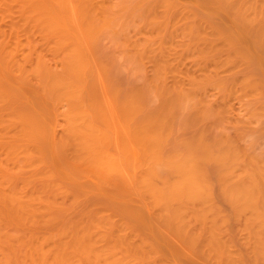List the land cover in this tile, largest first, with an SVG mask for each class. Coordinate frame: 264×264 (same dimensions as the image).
Wrapping results in <instances>:
<instances>
[{"label":"rangeland","instance_id":"obj_1","mask_svg":"<svg viewBox=\"0 0 264 264\" xmlns=\"http://www.w3.org/2000/svg\"><path fill=\"white\" fill-rule=\"evenodd\" d=\"M86 1L0 0V41L5 45L0 48V73L18 90L10 102L19 112L38 117L44 123H50L51 118L57 139L55 160L48 159L40 165L33 164L24 153L11 152L0 144V174L4 173L5 187L22 193L29 186L34 188H29L34 193L45 188L53 193L51 197L48 193L51 199L54 195L57 199V194L58 202L62 203H57L54 213L64 223L84 215L81 212L86 205L99 201L110 208L115 199L123 200L120 196L125 194L132 202L144 204L147 218L159 225L164 218L161 216V220L157 207L152 206L146 182L170 194L183 180L185 163L194 162L197 173L208 185L211 202L198 199L195 203L189 201L188 205V201L176 199L174 205L169 204L168 211L182 210L185 224L198 240L208 237L212 228L219 235L230 237L235 243L232 245L249 262L250 247L244 244V239L248 241L251 228L256 225L248 226L253 212L250 208L242 210L240 205L234 206L222 188L229 168L234 174L249 167L264 175V49L252 45L242 31L250 22L253 25L255 21H264V15H254L253 20V15L246 13L241 16L227 10H208L197 0H173L170 9L165 8L163 0H92L91 4ZM42 4L61 16L70 30L68 37L81 42L87 54L85 66L80 68L68 45L61 43L62 31L45 32L36 14ZM218 25L240 38L242 45H224L217 34L215 37V32L219 34ZM251 26L247 29H254ZM230 55L232 58L228 60L226 57ZM38 60L50 68V84L44 75L34 72ZM62 80L73 84L72 90L58 85ZM73 93L80 94L82 107L98 124L100 135L113 131L105 115L108 98L122 121H129L136 130L144 129L151 148L154 147L153 155L139 153L133 165L127 155L121 154L118 149L121 144L118 146L115 139H101L98 146L114 154L129 175L113 171L107 178L98 180L92 174H83L79 181L85 194L74 207L71 200L78 189L75 180L62 177V183L56 179L65 185L68 194L71 192L67 195L57 190L52 179L49 183L38 177L43 167L60 176L66 170H79L72 164L71 146L62 145L67 135L65 112L76 103ZM231 172L229 178H234ZM50 187L56 188L54 192L52 188L50 192ZM98 190L103 191L100 194ZM197 205L207 211V216L194 213ZM7 209L12 212L1 210L4 213L0 215V264H6L3 257L10 252L17 257L20 249L21 255L24 254L26 238L42 236L55 226L40 224L41 218L40 222H32L23 208L17 212ZM164 222L167 221L164 219L162 226ZM159 227L156 229L161 230ZM170 234L166 238L174 236ZM203 241L196 243L201 247ZM12 250L16 252L12 254ZM199 256L198 263L213 264V259L207 261L204 256L203 261Z\"/></svg>","mask_w":264,"mask_h":264},{"label":"bare ground","instance_id":"obj_2","mask_svg":"<svg viewBox=\"0 0 264 264\" xmlns=\"http://www.w3.org/2000/svg\"><path fill=\"white\" fill-rule=\"evenodd\" d=\"M197 1L205 5L208 10H227L237 15L241 14V16L246 14L253 15L252 19L260 13L264 15V0ZM86 3L91 4L92 0H87ZM163 3L166 9H170L169 7L174 4V1L163 0ZM40 8L41 10L36 14L42 22L45 32L50 34V31H62L64 38L61 39V43L68 45L69 53L74 56V61L80 68L85 66L87 58L86 51L82 47L81 42L68 37L70 30L64 25L65 22L61 16L51 10L50 6L46 4L40 5ZM0 10H2V5H0ZM183 10H186V8ZM260 21L253 22V25L249 21L256 30L247 29L248 26H251L249 24L242 31H244L246 37H248V41L252 45L260 48L263 47L264 49V24H261L263 20ZM254 23L261 28L254 26ZM252 26L251 28H253ZM216 34L223 41L224 45L232 47L242 45L241 43L243 41L240 38H235L233 35L225 32L223 28H219V34L218 31L217 33L215 32ZM0 48H5L3 41H0ZM237 53L239 52L237 51ZM232 55L229 58L228 55L226 58L229 60L232 58ZM34 72L39 76L44 75L50 84V68L42 65L40 60L34 66ZM3 78L0 73V144L6 145L11 152L24 153L31 158L33 164L40 165L43 162H47L48 159L55 160L56 152L54 143L57 140L55 123L51 118L50 123H44L38 117L19 112L10 102L11 98L18 94V90L16 86L12 85L10 80ZM58 85H61L69 91L72 90L71 86L73 84L62 80ZM72 97L76 99V103L65 112L66 123L64 129L67 135L62 141V145L71 146L73 152L72 164L78 167L79 170L77 172L66 170L60 176V173L43 167V170L38 172V177L48 180L49 183L50 179H52L57 190L61 189V193L65 191L66 193H64L67 195L71 194V192L69 191L70 193H67L68 190L62 184V181L67 179L75 180L78 189H76L72 196L71 205L73 206L81 202L80 200H82L81 198L85 194L82 191V181H79L81 180V176H84L83 174L85 176L92 174L98 180L99 178H107L113 171H119L125 176L129 175L126 167L120 160L112 156L114 154L108 151H102L98 146L101 139H106V141L115 139L118 146L121 144V148L118 147L121 154L127 155L133 165L135 164V157L139 153L153 155L154 147L151 148L150 138H146V131L144 129L136 130L135 127H131L129 121H122L117 113L116 107H114V103H110V99L108 100L107 98L105 100L107 102L105 115H107L110 129L113 131L110 132L111 134L100 135L98 132V124L93 118L88 116L87 110L82 107L80 94L73 93ZM163 122H165V119H163ZM227 157L229 158L230 156ZM232 160L234 161L235 157H232ZM185 164L187 165H185V168L183 167V180L173 187V191L170 194L154 184L148 181L146 182V189L151 194V204L153 207H157L159 218L161 219L163 217L167 221L168 226L165 222L162 226L163 218L159 225L154 219L147 218L144 211V208H146L145 205L132 202L131 198L125 194L120 196L123 200L115 199L110 208L107 204L99 203V201L91 203L89 207L86 205L85 209L83 208L84 212H81L84 214L80 216L81 218L78 217V219L76 218L74 221H70L71 223L69 221H66L68 223H64L54 213L57 203H60L58 202L57 194V199H55V195L51 199L50 197L53 193L50 194L49 190L43 188L47 193H44L42 191L43 189L34 193L35 190L33 192L31 189L34 188L31 186L28 187V189H31H27V192L25 189L24 193H28L27 195L19 192L20 190H9L10 188L7 189L4 185V173L0 174L1 205H5L7 208L10 207L12 208L11 210L14 209L16 212L20 208H23L26 210L27 218L32 219L31 221L34 223L42 220L40 224L43 223L42 225L45 226L55 224L51 231L48 229L50 233L47 231L48 233L44 232L45 234L42 236L32 235L29 237L30 239L28 238L27 240L26 238V241L23 243L26 245V249L22 250L24 252L22 254L23 256L20 253V249H18L17 257L12 255L16 259L13 260L10 252L6 258L4 255L3 262L6 264H207L203 258L207 256V261L211 258V260L213 259V264H264V175L256 173L249 167L243 168L241 171L236 172V174L229 168V175L228 177L226 176L227 181H225V186L222 188L224 195H226L225 197H228L232 204L234 202V206L237 205L239 207L240 205V209L242 210L244 208H250L253 212V215L248 219V226L253 223H256V225L251 228V236L249 235L247 237L248 241L246 238L244 239V241L246 240L244 244L247 243L246 245L250 247L248 256L251 252V257H249L250 260L248 262L241 254L239 248L236 247V249L234 247L235 243H233V239L230 241V237L219 235L215 228H212L208 237L199 238L200 241L205 240V244H201L200 247L197 244L199 240L193 233L191 234L188 225L185 224L187 221L184 219L183 211H168L169 204L174 205L176 199H184L186 202L188 201V205L191 204L190 202L195 203L198 199H202L201 201L205 200L204 202L206 203L211 202L208 200V193H210L208 185L197 173V163L186 162ZM42 166H45V164ZM87 171L92 173H87ZM230 172L231 174L233 173L232 175H235L234 178H229ZM150 173L151 170L149 171ZM227 173L225 174L227 175ZM52 187H50V192ZM54 188H52V192H54ZM141 190L144 191L142 188ZM98 191L102 192L103 190ZM48 193L50 197H48ZM36 204L39 205L38 208L35 206ZM62 207L61 205L60 208ZM65 207L67 208L66 205ZM7 208L0 209V215L6 210V212L10 211ZM1 210H4V212ZM194 213L196 215L202 216L205 214L204 216H207V211L200 207V205L195 207ZM5 214L7 215V213ZM116 215L120 217L116 218ZM56 218L58 221L55 220ZM59 222L63 224L59 225ZM159 226L162 227L161 230H157L158 228L160 229ZM169 229L172 230L170 237L174 235L172 236L173 238H166L169 237L166 235L171 233ZM167 232L169 233L167 234ZM161 234L165 238L160 236ZM226 238L230 242L224 240ZM204 245L206 250H203ZM197 246L200 247L201 253H199L200 250ZM14 252L16 250H12V254ZM18 253H20V257ZM198 256L202 257L205 263L202 261L198 263L197 261L200 259ZM195 257L198 259L194 262L193 259ZM188 261H191V263Z\"/></svg>","mask_w":264,"mask_h":264}]
</instances>
